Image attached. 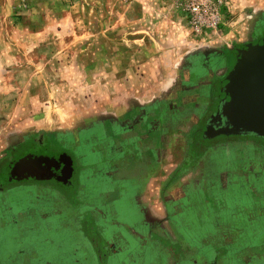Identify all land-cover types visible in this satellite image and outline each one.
<instances>
[{
  "label": "rangeland",
  "instance_id": "rangeland-1",
  "mask_svg": "<svg viewBox=\"0 0 264 264\" xmlns=\"http://www.w3.org/2000/svg\"><path fill=\"white\" fill-rule=\"evenodd\" d=\"M222 13L221 34L201 37L173 0H0V160L13 142L33 132L134 117L135 109L164 93L163 74L175 73L179 79L184 67L189 70L193 52L212 45L244 46L260 29L264 0H228ZM208 128L203 124L198 129L196 151L227 135ZM247 139L264 149V138ZM88 182H79L81 193L83 187H93ZM72 191L65 193L70 199ZM47 220L42 228L29 230L26 241L36 247L46 238L65 247L78 242L83 259L108 264L102 243L106 230L97 220L84 216L79 235L71 234V222L59 212ZM13 233L0 234L6 245L1 254H12L13 244L23 242L22 228ZM87 242L96 244L87 250ZM52 253L45 252L49 257ZM116 264L131 262L119 256Z\"/></svg>",
  "mask_w": 264,
  "mask_h": 264
},
{
  "label": "crops",
  "instance_id": "crops-1",
  "mask_svg": "<svg viewBox=\"0 0 264 264\" xmlns=\"http://www.w3.org/2000/svg\"><path fill=\"white\" fill-rule=\"evenodd\" d=\"M230 48L212 45L193 53L217 51L219 58ZM163 76L164 93L135 109L134 117L116 120L122 128H108V140L100 142H108L111 154L124 141L119 151L126 165L108 177L114 191L76 201L64 196L58 212L65 219L93 215L113 253L131 264H264V160L257 159L262 150L233 138L219 144L221 137L204 152L193 149L202 116L195 108L207 107L213 84L185 67L179 79L175 73ZM70 243L79 250V264H90L78 242ZM86 244L91 250L96 243Z\"/></svg>",
  "mask_w": 264,
  "mask_h": 264
},
{
  "label": "flooded vegetation",
  "instance_id": "flooded-vegetation-1",
  "mask_svg": "<svg viewBox=\"0 0 264 264\" xmlns=\"http://www.w3.org/2000/svg\"><path fill=\"white\" fill-rule=\"evenodd\" d=\"M258 22L261 25L260 29L241 45L257 44L264 39V14H261ZM238 48V46H232V48L224 50L219 58L217 51L198 53L188 62V69L193 72L195 79L207 78L213 84L212 89H209L211 100L207 107L203 108L200 105L195 108L196 111H200L202 114L195 135L203 124L210 127L211 133H216L223 128L221 119L225 112L224 107L226 106L228 94L222 83L238 62V53L235 51ZM119 127L122 128L119 122L109 121L108 123L92 124V126H80L67 131H54L39 135H35L33 132L12 143L9 154L0 160V175L4 174L6 177L5 179L2 177V180H0L2 185L0 188V234L5 230L7 234L9 233L12 236L15 234L13 233L14 230L21 228L24 233L20 234L23 242L15 243L9 249L12 254L0 253V264H61L64 262V258H68L70 264L78 262L79 250L74 245L71 244L68 248L64 246L63 242H51L46 238L40 241L43 242L40 246L36 247L33 246L31 241H26L27 234H29V230L42 228L41 222L46 224L49 222L47 219L58 212V206L62 200L61 198H63L62 195L68 194L69 190H73L71 199L75 201L81 200L80 196L82 194H85L88 199L90 197L97 198L98 196L103 198L105 194L114 191L115 188L108 181V177L114 176L126 165L127 157L124 152L119 151L124 150V141L121 140L115 143L119 149L114 148L116 150L111 153L112 155L110 154L111 151L108 150V142L101 143L102 139H107L105 131L108 128L118 131ZM236 137H246V140L236 139ZM257 137L264 138V135L252 131L239 132L233 130L225 138L222 137L219 144L228 142L230 138H233L244 145H251L255 141L247 138L256 139ZM96 139H98L99 144L94 142ZM216 143L218 141H215ZM95 147L96 151L94 150ZM255 147L257 150L260 149V146L255 145ZM258 152L257 159L264 160V150ZM25 156L50 157L60 160L61 164L59 167L54 164L47 165L48 168L40 176L29 175L28 178L23 176L22 180H15L14 177H11L13 164L9 165V163L18 161ZM82 164L84 166L81 167ZM81 179L88 180V183H92L93 187L82 186L83 193H81V184L79 183ZM86 188L92 191L90 193L87 192L88 190L85 192ZM74 212L75 210L72 213ZM84 216L93 219V215H87L86 213L83 215L72 214L67 217L72 226L71 234H80L81 220ZM62 227L65 228V226ZM102 234L105 261L108 260L107 262L110 264V258L114 259L115 255L118 256V252L117 254L113 253L107 234L105 232H102ZM4 246L6 245L0 237L1 252ZM84 247L88 250V244ZM48 251L54 253L49 257L48 254H45Z\"/></svg>",
  "mask_w": 264,
  "mask_h": 264
},
{
  "label": "water",
  "instance_id": "water-1",
  "mask_svg": "<svg viewBox=\"0 0 264 264\" xmlns=\"http://www.w3.org/2000/svg\"><path fill=\"white\" fill-rule=\"evenodd\" d=\"M235 51L238 62L223 84L228 98L220 132L252 131L264 135V39L239 46ZM50 164L59 167L61 161L42 156L23 157L12 165L11 177L40 176Z\"/></svg>",
  "mask_w": 264,
  "mask_h": 264
},
{
  "label": "built area",
  "instance_id": "built-area-1",
  "mask_svg": "<svg viewBox=\"0 0 264 264\" xmlns=\"http://www.w3.org/2000/svg\"><path fill=\"white\" fill-rule=\"evenodd\" d=\"M187 15L189 25L196 35L218 36L223 25L222 8L228 0H173ZM208 32V34H206ZM206 34V35H205Z\"/></svg>",
  "mask_w": 264,
  "mask_h": 264
}]
</instances>
